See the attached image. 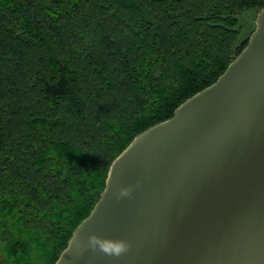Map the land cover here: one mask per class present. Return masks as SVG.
Returning <instances> with one entry per match:
<instances>
[{"label":"trees","instance_id":"16d2710c","mask_svg":"<svg viewBox=\"0 0 264 264\" xmlns=\"http://www.w3.org/2000/svg\"><path fill=\"white\" fill-rule=\"evenodd\" d=\"M263 5L0 0V264H54L112 160L223 73Z\"/></svg>","mask_w":264,"mask_h":264},{"label":"water","instance_id":"95a60500","mask_svg":"<svg viewBox=\"0 0 264 264\" xmlns=\"http://www.w3.org/2000/svg\"><path fill=\"white\" fill-rule=\"evenodd\" d=\"M93 233L131 248L93 253ZM54 264H264V5L223 73L112 160Z\"/></svg>","mask_w":264,"mask_h":264},{"label":"clouds","instance_id":"9594fccd","mask_svg":"<svg viewBox=\"0 0 264 264\" xmlns=\"http://www.w3.org/2000/svg\"><path fill=\"white\" fill-rule=\"evenodd\" d=\"M132 188H123L119 190V196H131ZM79 245V237H75ZM88 248L93 252H100L109 257H120L127 253L131 248V243L123 238L100 237L96 234H91L88 237Z\"/></svg>","mask_w":264,"mask_h":264},{"label":"rangeland","instance_id":"374dc122","mask_svg":"<svg viewBox=\"0 0 264 264\" xmlns=\"http://www.w3.org/2000/svg\"><path fill=\"white\" fill-rule=\"evenodd\" d=\"M253 17H256V13L249 12V13H244L241 16H239V23L242 26V30H241V34H240L237 44H240L242 39L246 35L250 36L252 29L255 28V20L253 21Z\"/></svg>","mask_w":264,"mask_h":264}]
</instances>
